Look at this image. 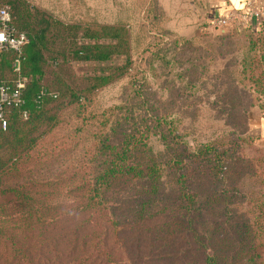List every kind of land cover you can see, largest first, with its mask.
<instances>
[{"label": "trees", "instance_id": "16d2710c", "mask_svg": "<svg viewBox=\"0 0 264 264\" xmlns=\"http://www.w3.org/2000/svg\"><path fill=\"white\" fill-rule=\"evenodd\" d=\"M2 7L10 8L12 25L26 34L27 43L20 72L24 104L7 108V128L0 125V264H118L109 248V227L116 231L124 223V206L139 226L168 210L169 222L152 230L166 250L170 234L171 252L179 253L174 244L184 235L189 245L197 243L203 249L197 252L201 264H257L264 241L260 217L214 233H226L223 239L200 226L206 212L217 207L235 213L230 208L234 195L229 194L242 191L241 174L247 173L241 170L242 164H249L244 138L235 137L227 146L220 140L190 149L165 116L138 115L141 102L139 107L117 108L122 113L107 130L93 134L98 158L93 176H82L74 168L61 179L13 184L34 162L39 142L61 126L63 112L92 107L98 92L126 77L133 64L131 35L123 22L67 23L27 0H0ZM260 26L250 27L257 38L249 42L251 56L243 72L264 95V20ZM117 59L123 63L114 64ZM14 60L13 52L0 54V86L15 87L19 75ZM80 63L104 66L79 78L73 65ZM98 118L92 114L90 120ZM106 122L101 121L99 130ZM153 137L159 138L163 150L152 149ZM167 176L175 197L161 209L159 197ZM200 177L211 187V196L196 187ZM199 229L207 233L200 235Z\"/></svg>", "mask_w": 264, "mask_h": 264}, {"label": "rangeland", "instance_id": "374dc122", "mask_svg": "<svg viewBox=\"0 0 264 264\" xmlns=\"http://www.w3.org/2000/svg\"><path fill=\"white\" fill-rule=\"evenodd\" d=\"M27 1L67 23H125L131 35L133 67L126 77L98 92L92 107L63 112L61 126L39 142L34 162L13 184L61 179L74 168L82 176H93L98 160L93 134L107 130L122 113L117 108L139 107L141 102L143 108L138 115L165 116L190 149L220 140L227 146L235 137L244 138L242 148L249 164H242L241 170L247 173L241 174L242 191L229 194L234 195L230 208L235 213L217 207L206 212L200 226L220 239L226 233L214 234L216 231L229 232L233 224L246 218L253 222L260 217L258 222L264 226V95L255 91L253 79L243 72L244 62L248 63L251 56L249 42L257 38L250 27L259 30L264 19L216 27L208 18L204 19L206 0ZM122 63L123 59L114 61ZM101 66L104 64L73 65L79 78L98 73ZM92 114H97L98 120H90ZM103 119L107 122L99 130ZM150 142L155 152L163 150L158 137ZM202 178L196 187L201 194L211 196L212 189ZM174 197L167 176L159 197L160 208L169 206L170 198ZM237 208L239 211H235ZM120 212L124 214L121 216L124 223L118 224L116 231L109 227V248L118 264H201L197 252L203 249L194 242L189 245L184 235L174 244L180 248L179 253L171 252L170 234L168 250L153 236V229L169 222L168 210L145 226L133 221L128 206ZM205 230L199 229V234H206ZM261 242L257 264H264V241Z\"/></svg>", "mask_w": 264, "mask_h": 264}, {"label": "built area", "instance_id": "2783aa9c", "mask_svg": "<svg viewBox=\"0 0 264 264\" xmlns=\"http://www.w3.org/2000/svg\"><path fill=\"white\" fill-rule=\"evenodd\" d=\"M264 7L262 3L250 0L241 10L229 12L216 18L212 23L216 27H229L233 24H246L250 20H263ZM27 43V36L12 25V14L9 7L0 8V54L13 52L15 54L14 72L19 77L15 87L0 86V125L2 129L7 128L5 111L7 108L20 109L23 104L22 91L25 87L23 78L20 76L21 63L23 61V49ZM26 116V114H25Z\"/></svg>", "mask_w": 264, "mask_h": 264}, {"label": "crops", "instance_id": "0c3cea01", "mask_svg": "<svg viewBox=\"0 0 264 264\" xmlns=\"http://www.w3.org/2000/svg\"><path fill=\"white\" fill-rule=\"evenodd\" d=\"M249 1L250 0H206L208 9L204 10V19L208 18L212 23L216 18L224 16L229 12L243 9V7ZM254 1L261 2L262 6L264 7V0Z\"/></svg>", "mask_w": 264, "mask_h": 264}]
</instances>
